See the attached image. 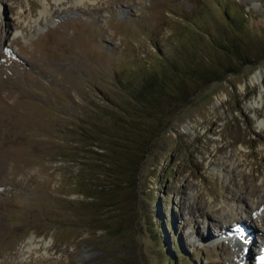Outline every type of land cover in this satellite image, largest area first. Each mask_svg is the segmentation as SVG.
I'll use <instances>...</instances> for the list:
<instances>
[{
	"label": "rangeland",
	"instance_id": "1",
	"mask_svg": "<svg viewBox=\"0 0 264 264\" xmlns=\"http://www.w3.org/2000/svg\"><path fill=\"white\" fill-rule=\"evenodd\" d=\"M224 12L245 25L228 27ZM229 40L248 65L218 49ZM188 59L230 73L168 107L137 183L97 200L112 178L111 153L96 147L130 145L110 119L124 123L137 110L128 93ZM154 204L185 252L173 264L257 262L247 242L264 244V0H0V264H163L139 226L144 212L157 223ZM233 220L256 235L230 238Z\"/></svg>",
	"mask_w": 264,
	"mask_h": 264
},
{
	"label": "trees",
	"instance_id": "2",
	"mask_svg": "<svg viewBox=\"0 0 264 264\" xmlns=\"http://www.w3.org/2000/svg\"><path fill=\"white\" fill-rule=\"evenodd\" d=\"M222 13L224 21L228 27L234 29L233 26L241 28L245 25V21L241 17H235L229 13ZM237 15V14H236ZM238 16V15H237ZM207 37L212 40L213 38L207 34ZM216 44V43H215ZM218 49L223 52L227 57L228 62L236 65L237 67H244L250 63L247 52L244 46L239 45V42L229 40L228 44L224 46L217 45ZM191 59L181 65V72L173 73L171 76L164 75H151L147 78L142 86L136 91H130L129 97L133 100L134 106L137 108L136 112L123 111L125 115L124 123H120L115 118L110 119V123L115 126L114 135L112 138L117 139L123 137V140L130 145L123 146L114 144L111 147L98 146L96 149H102L109 153L108 167L111 170L112 183H110V195L104 193L102 190L98 192L95 198L98 200H111L117 197V189L120 185H130L133 187L137 183V173L141 166V160L149 150L150 139L157 137L165 127L162 126V118L164 111L175 112L176 107L185 104L196 92L204 88L207 84L213 81L221 80V74L229 72V68L224 69L221 74L219 67H204L202 62L191 63ZM176 64H174L175 66ZM176 67V66H175ZM175 69V68H174ZM179 68L177 67V70ZM219 70V71H218ZM230 73V72H229ZM181 77H185L183 80ZM191 85L193 89H189ZM166 109V110H165ZM142 119V120H141ZM123 124V126H122ZM143 132L149 135V140L146 142L142 139ZM121 134V135H120ZM116 146L117 150H114ZM99 156H102L98 153ZM97 156V155H96ZM84 195V194H81ZM147 204L153 203L152 200L145 199ZM150 202V203H149ZM155 209L151 213L155 217L157 223L150 222L147 219V214L144 212L141 215L139 226L143 233L150 234L147 240L155 241L160 246V253L164 259L163 264H173L177 256L185 253L182 250L179 239L174 236L173 227L176 226L175 222H171V211H167L166 216H162L157 204H154ZM169 210V209H168ZM144 211V210H143ZM169 231V235L167 234ZM168 235V236H167ZM174 238V239H173ZM177 238V239H176ZM174 241L169 244V240ZM174 252V253H173ZM173 253V254H172ZM186 258V257H185ZM146 259V258H145ZM187 259V258H186Z\"/></svg>",
	"mask_w": 264,
	"mask_h": 264
},
{
	"label": "bare ground",
	"instance_id": "3",
	"mask_svg": "<svg viewBox=\"0 0 264 264\" xmlns=\"http://www.w3.org/2000/svg\"><path fill=\"white\" fill-rule=\"evenodd\" d=\"M82 1H84V0H78V2H79V4H81L82 3ZM41 14H42V16L43 17H45L47 14H48V12H47V10L46 9H44V12L43 11H41ZM262 76H261V74L259 73V72H254L253 74H252V76H251V80H252V82H256V83H258V82H260L262 79ZM243 202H245V200H241V202H239L240 204H242ZM244 204V203H243ZM203 217H205V218H208V219H210V221H211V219L213 220V218L211 217V216H209L208 214H204V216ZM234 222L232 223V226L230 227V226H228V227H230L229 228V234L230 235H233L232 237L230 236V238H233V239H235V238H237V237H239V235H241V236H243V233L244 234H247L249 237H250V235L252 234L253 236H254V234L256 235V233L255 232H253L254 230H252L250 227H246L245 225H239V224H237L236 223V221L235 220H233ZM242 226V227H241ZM238 228H240V229H238ZM222 230V229H221ZM224 230V229H223ZM233 232V233H232ZM217 233H218V235H221V231H217ZM232 233V234H231ZM223 234V233H222ZM229 236V235H228ZM218 238V237H217ZM241 238V237H240ZM253 238V237H252ZM255 240H254V238L251 240V243H249V242H247V245L249 244V246H254V248H256L257 250H259V253L257 254V256H258V259H257V262L255 263V264H264V244L262 245H260L261 247H259V249H258V246L257 245H255ZM246 244V243H245ZM252 251V250H251ZM250 251V252H251ZM251 254V253H250ZM246 255H248L249 256V253L247 252L246 253ZM244 258H245V256H244Z\"/></svg>",
	"mask_w": 264,
	"mask_h": 264
}]
</instances>
